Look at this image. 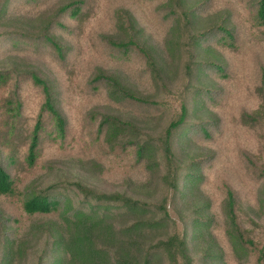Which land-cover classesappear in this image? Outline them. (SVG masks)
<instances>
[{"label":"trees","instance_id":"1","mask_svg":"<svg viewBox=\"0 0 264 264\" xmlns=\"http://www.w3.org/2000/svg\"><path fill=\"white\" fill-rule=\"evenodd\" d=\"M0 200V264H264V0H0Z\"/></svg>","mask_w":264,"mask_h":264},{"label":"rangeland","instance_id":"2","mask_svg":"<svg viewBox=\"0 0 264 264\" xmlns=\"http://www.w3.org/2000/svg\"><path fill=\"white\" fill-rule=\"evenodd\" d=\"M106 29H107V25H104L101 27L100 31H105ZM87 34L88 33L86 32L85 34L86 41L83 45L84 47L88 46V35ZM90 42H91V45H94L92 42V39L90 40ZM2 44L10 45L14 49L27 45L25 41H21L17 39L4 40L2 41ZM104 45L106 44L100 43V45H97V49H99L98 56H99L100 61L102 63L103 62L105 63L107 72L110 73V71H113L114 68L116 69L119 66V62L115 61L116 59H119V57L115 56L116 54L114 50L109 51L107 50V48L104 47ZM131 60L135 61L136 57L131 56ZM92 61L95 63L98 60H95L93 57H90L89 59L83 57L80 59L76 72H74L71 77H69L67 74L60 75L61 77L65 79V82H64L65 95L63 94L64 100L67 101L68 103H69V100H74L76 102V109H81L85 105L91 104V98L88 99V97H90V93L88 92V88L84 86L85 80L82 78V76L92 75L93 70H94V65H95V64L92 65ZM82 71H85L86 74L83 75ZM136 72H138V67L134 63H130L129 79L133 81L132 83L138 86L139 90L140 89L144 90L143 86L139 82H137L138 77L136 75ZM66 77L69 78V83L66 82ZM95 99H99L100 102L97 107L100 108L101 110H107L109 108L112 109V105L110 103H105L103 100H101L98 97V95ZM78 114L82 115V111L75 112V119H71L72 127H76L78 126V123H80ZM143 119L146 120L144 117ZM78 131L82 133L80 130L78 129L76 130V128L72 129L70 127V133H72L74 142L78 139L79 140L81 139ZM68 155L64 156V155L57 154L56 158H54V161H56L55 165H57V167L61 170L60 173L62 175L71 174V177L73 179L77 178L82 181H85L90 186L96 188L99 191H104V192L120 191L121 188L123 187L122 186L123 181L121 180V177L119 174L121 171H119L118 168L112 169L111 172L108 173V175L106 173L93 175L89 173V170L76 171V170H73L76 165L73 162V160L68 157ZM139 176L140 175L138 174H134L133 178H138ZM50 179H53V177H51ZM0 202H3V201L0 200ZM259 219L260 220H258L257 222L259 225L255 227L252 231L254 240L256 242L259 239H262V237H264V219L263 218H259Z\"/></svg>","mask_w":264,"mask_h":264}]
</instances>
